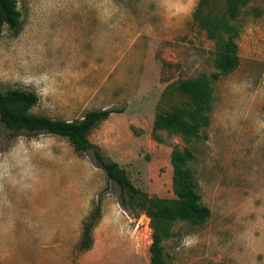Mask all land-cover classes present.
<instances>
[{"label":"rangeland","instance_id":"374dc122","mask_svg":"<svg viewBox=\"0 0 264 264\" xmlns=\"http://www.w3.org/2000/svg\"><path fill=\"white\" fill-rule=\"evenodd\" d=\"M200 1L17 0L21 31L0 32V89L36 92L30 112L57 119L123 108L88 137L153 197H175L172 154L190 149L210 216L171 224L167 264H264V0L230 22L238 64L228 73L195 19ZM226 7L205 0L198 11L220 16ZM203 74L213 88L208 124L192 138L156 131L157 113L187 104L176 82ZM95 148L0 122V264H150L152 219L123 203ZM98 202L93 246L80 251Z\"/></svg>","mask_w":264,"mask_h":264},{"label":"trees","instance_id":"16d2710c","mask_svg":"<svg viewBox=\"0 0 264 264\" xmlns=\"http://www.w3.org/2000/svg\"><path fill=\"white\" fill-rule=\"evenodd\" d=\"M205 0H201L198 10ZM251 0H227L226 11L216 16H203L197 10V19L201 28L214 39L215 63L222 73L232 71L238 64V45L234 38L238 35L236 25L230 23L240 15L242 6ZM17 0H0V32L6 25L11 32L18 34L22 29ZM176 89L187 96L186 105L157 113L154 128L172 133H182L186 137H197L202 126L208 124L207 112L210 110L213 88L207 75L186 78L176 82ZM38 94L23 88L0 89V122L12 133L47 132L67 137L78 151H87L94 147L88 135L101 121L113 113H121L123 108L97 109L87 112L81 119L65 120L30 112L38 102ZM95 156L105 169L108 178L116 182L122 192L123 203L132 211H145L152 219L155 230L150 245V264H167L162 242L171 237V224L177 220L204 222L210 216L209 208L202 203L199 183L188 163L194 159L190 149H174L173 183L175 197L159 198L150 196L137 187L128 172L117 161L107 160L95 148ZM102 217V204L98 202L82 226L78 243L80 251H87L94 243V228Z\"/></svg>","mask_w":264,"mask_h":264}]
</instances>
